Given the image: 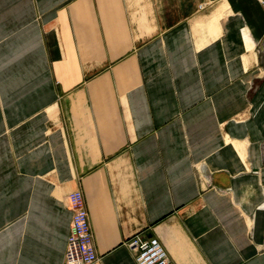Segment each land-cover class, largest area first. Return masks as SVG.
Listing matches in <instances>:
<instances>
[{
    "label": "crops",
    "instance_id": "0c3cea01",
    "mask_svg": "<svg viewBox=\"0 0 264 264\" xmlns=\"http://www.w3.org/2000/svg\"><path fill=\"white\" fill-rule=\"evenodd\" d=\"M264 264V0H0V264Z\"/></svg>",
    "mask_w": 264,
    "mask_h": 264
},
{
    "label": "built area",
    "instance_id": "2783aa9c",
    "mask_svg": "<svg viewBox=\"0 0 264 264\" xmlns=\"http://www.w3.org/2000/svg\"><path fill=\"white\" fill-rule=\"evenodd\" d=\"M67 206L72 216L63 264H91L96 261L97 255L81 191H72L67 195ZM125 244L137 264H169L166 251L156 239H143L135 234Z\"/></svg>",
    "mask_w": 264,
    "mask_h": 264
}]
</instances>
